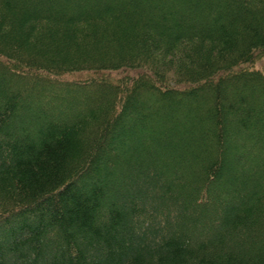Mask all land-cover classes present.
<instances>
[{
    "label": "trees",
    "instance_id": "obj_1",
    "mask_svg": "<svg viewBox=\"0 0 264 264\" xmlns=\"http://www.w3.org/2000/svg\"><path fill=\"white\" fill-rule=\"evenodd\" d=\"M264 0H0V264H264Z\"/></svg>",
    "mask_w": 264,
    "mask_h": 264
},
{
    "label": "rangeland",
    "instance_id": "obj_2",
    "mask_svg": "<svg viewBox=\"0 0 264 264\" xmlns=\"http://www.w3.org/2000/svg\"><path fill=\"white\" fill-rule=\"evenodd\" d=\"M257 64L260 66L263 65L264 64V58L261 61H259Z\"/></svg>",
    "mask_w": 264,
    "mask_h": 264
}]
</instances>
